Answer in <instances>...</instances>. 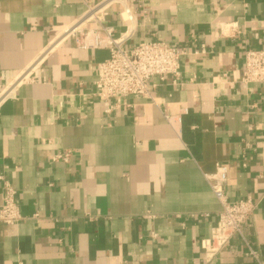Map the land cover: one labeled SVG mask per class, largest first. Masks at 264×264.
<instances>
[{"label":"crops","instance_id":"obj_1","mask_svg":"<svg viewBox=\"0 0 264 264\" xmlns=\"http://www.w3.org/2000/svg\"><path fill=\"white\" fill-rule=\"evenodd\" d=\"M127 5L135 23L122 49H183V86L152 80V100L126 97L106 113L93 85L108 52L57 38L83 2L0 0V82L36 61L34 82L0 106V206L6 182L25 217L0 224V264H206L200 241L220 204L204 175L215 164L227 201L258 205L209 264H258L247 247L264 262V84L242 83L244 51L264 49V0ZM106 18L119 37L124 25Z\"/></svg>","mask_w":264,"mask_h":264},{"label":"built area","instance_id":"obj_2","mask_svg":"<svg viewBox=\"0 0 264 264\" xmlns=\"http://www.w3.org/2000/svg\"><path fill=\"white\" fill-rule=\"evenodd\" d=\"M49 2L54 0H37ZM85 11L69 26L59 32L57 38L72 40L76 48L83 50L102 49L108 52V58L99 62L96 68L97 79L93 85L94 97L101 101L109 113L111 102L115 106L123 98H143L152 100L149 88L152 80L158 83H167L168 86H183L180 72V59L185 56L183 49L169 46L161 41L142 42L135 48L126 51L122 49L125 41L133 35L135 17L128 7V0H81ZM113 11L124 25V32L114 36V29L107 25V16ZM242 83L264 84V49H248L244 51ZM36 69L34 61L26 70L19 73L12 81L2 84L0 82V106L13 97L17 87L28 82H34L31 74ZM169 81V82H168ZM169 125L174 126L179 120L165 118ZM72 157L71 152L56 155L54 161L68 162ZM212 175H204L212 195L220 204L217 220L211 230L209 239L201 240L200 248L203 261L212 262L216 256L231 243L234 237L242 238L243 226L252 216L258 203L254 200H238L229 202L225 196L227 169L225 166L215 164ZM3 200L0 206V224L12 226L25 220L20 213L15 196L16 191L9 183H3ZM34 214L31 219H37ZM245 243V241L242 239ZM247 246V244L245 243ZM248 257L261 262L254 251L248 247Z\"/></svg>","mask_w":264,"mask_h":264}]
</instances>
